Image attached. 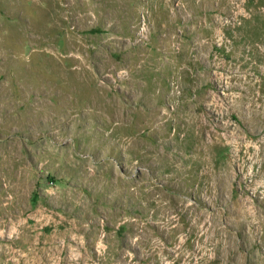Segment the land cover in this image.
I'll list each match as a JSON object with an SVG mask.
<instances>
[{"label":"rangeland","instance_id":"rangeland-1","mask_svg":"<svg viewBox=\"0 0 264 264\" xmlns=\"http://www.w3.org/2000/svg\"><path fill=\"white\" fill-rule=\"evenodd\" d=\"M0 264H264V0H0Z\"/></svg>","mask_w":264,"mask_h":264}]
</instances>
